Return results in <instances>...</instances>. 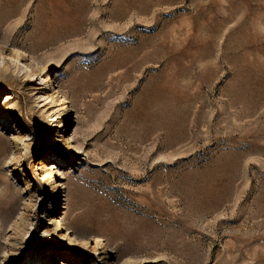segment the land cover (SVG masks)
<instances>
[{"label": "rangeland", "instance_id": "obj_1", "mask_svg": "<svg viewBox=\"0 0 264 264\" xmlns=\"http://www.w3.org/2000/svg\"><path fill=\"white\" fill-rule=\"evenodd\" d=\"M0 264H264V0H0Z\"/></svg>", "mask_w": 264, "mask_h": 264}, {"label": "bare ground", "instance_id": "obj_2", "mask_svg": "<svg viewBox=\"0 0 264 264\" xmlns=\"http://www.w3.org/2000/svg\"><path fill=\"white\" fill-rule=\"evenodd\" d=\"M8 2L5 1L1 2V5L7 4ZM96 77L94 76H89L86 80H84L83 86H85L86 88H92L95 87L94 83H95V79ZM67 108V105L65 106ZM68 121V120H67ZM40 164H42V160L39 162ZM52 166H54L53 163H51ZM49 170L51 169V167L48 168Z\"/></svg>", "mask_w": 264, "mask_h": 264}]
</instances>
